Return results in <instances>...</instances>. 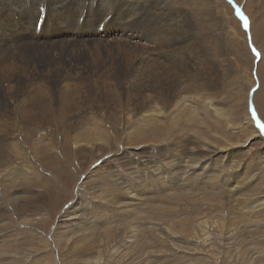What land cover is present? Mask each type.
Listing matches in <instances>:
<instances>
[{
	"label": "rangeland",
	"instance_id": "obj_1",
	"mask_svg": "<svg viewBox=\"0 0 264 264\" xmlns=\"http://www.w3.org/2000/svg\"><path fill=\"white\" fill-rule=\"evenodd\" d=\"M171 1L207 40L198 50L223 87L213 76L212 101H196L193 92L187 101H172L166 114L143 121L116 117L107 124L90 111L74 114L73 155L53 169L29 160L34 171L19 175L20 190L2 187L3 196L0 189V264H264V135L249 110L264 121V0H211L208 9L205 0ZM90 3L82 2L85 11ZM41 4L46 13L54 8ZM108 23L100 24L104 31ZM17 30L29 35L26 27ZM66 38L60 34L58 41ZM127 52L135 56L112 46L84 59L108 77L119 98L113 70H123ZM34 146L42 148L36 161L57 165L60 150L48 139ZM182 159L201 165L199 175L186 174ZM231 165L235 169L228 170ZM243 166L246 174L238 170Z\"/></svg>",
	"mask_w": 264,
	"mask_h": 264
},
{
	"label": "bare ground",
	"instance_id": "obj_2",
	"mask_svg": "<svg viewBox=\"0 0 264 264\" xmlns=\"http://www.w3.org/2000/svg\"><path fill=\"white\" fill-rule=\"evenodd\" d=\"M42 1L0 0V189L19 191L23 185L19 175L26 178L34 171L29 160L46 169L65 162L74 151L71 134L76 136L79 131L72 120L74 114L90 111L107 124L128 118L139 121L166 114L163 112L174 101H187L193 92L191 98L196 101H212L213 76L216 85L223 87L217 73L210 72L212 62L207 54L198 50L207 40L197 35L191 15L192 22L186 23L188 13L178 8L176 1L169 7L170 0H90V9L85 11L81 4L86 0H69L67 5L66 0H45L46 5L54 7L46 16L39 12L45 8ZM210 3L205 0L206 9L212 7ZM10 4L14 7L8 8ZM110 5L116 7L111 12L113 18L107 14ZM105 14L110 19L103 21L109 20L104 31L100 24ZM188 25L192 31L185 32ZM25 27L29 35L17 30ZM39 27L40 33L42 28L47 32L45 37H40ZM99 28H103L102 34ZM60 34L68 38L58 41ZM39 38L43 39L41 44L34 43ZM112 46L128 48L135 55L127 52L123 70H113L122 88L121 98L115 95L108 77L104 73L99 76L84 61L86 56L99 57ZM222 112L226 115L227 107ZM43 138L60 150L57 165L52 160L43 164L36 161L34 154L42 148L34 145ZM69 150L72 153L68 154ZM184 164L182 159L179 167L186 174L199 175L201 165ZM233 169L231 165L228 170ZM238 170L247 173L244 166ZM233 181L239 184L242 180L239 177ZM4 192L8 193L1 189L3 196ZM255 204H251L254 210ZM124 206L129 208L130 204Z\"/></svg>",
	"mask_w": 264,
	"mask_h": 264
},
{
	"label": "snow or ice",
	"instance_id": "obj_3",
	"mask_svg": "<svg viewBox=\"0 0 264 264\" xmlns=\"http://www.w3.org/2000/svg\"><path fill=\"white\" fill-rule=\"evenodd\" d=\"M39 12L46 16V9L44 7H41L39 9ZM237 16L244 23V27L247 30L248 29V20H247V18L244 16L243 12L239 8H237ZM105 19H110V17L107 16V14H105L103 19L101 20V24H103V21ZM251 51H252V54L255 57H257V58L261 57V52L258 51L255 46L251 47ZM249 110L251 112V118H252L253 123L255 124V127L257 129H259V132H260L261 135H264V121H262L260 119L259 114H258L257 110L254 107L250 108Z\"/></svg>",
	"mask_w": 264,
	"mask_h": 264
}]
</instances>
